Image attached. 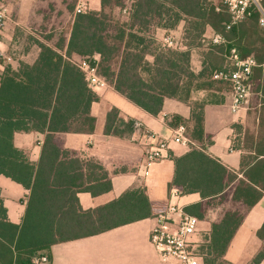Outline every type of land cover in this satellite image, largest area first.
<instances>
[{
	"label": "trees",
	"instance_id": "trees-1",
	"mask_svg": "<svg viewBox=\"0 0 264 264\" xmlns=\"http://www.w3.org/2000/svg\"><path fill=\"white\" fill-rule=\"evenodd\" d=\"M261 4L264 9V0ZM230 19L220 0H100L99 10L76 13L68 35L56 44L50 43V37H44L48 43L36 41L39 52L32 63L18 62L17 68L4 65L0 72V174L22 185L28 194L18 224L7 218L0 196V264H40L34 259L41 256L50 261L54 243L156 217L167 208V204H151L145 188H129L95 208L80 206L78 192L95 196L111 189L110 177L98 162L82 159L54 141L57 133H91L95 128L91 104L99 97L76 64L81 59L95 63L106 83L150 114L160 112L165 98L190 106L188 119L173 115L167 121L172 127L183 124L189 139V149L172 156L170 186L201 196V201L183 208L198 220L220 205L218 219L194 252L201 264H231L224 253L245 213L264 195V32L256 13L226 28ZM181 21V46L179 40L171 46L157 40V28L175 29ZM207 27L225 41L212 43L205 37ZM231 47L257 63L250 77L258 109L257 130L253 135L247 131L240 139L242 127L235 126V145L243 153L235 171L207 152L212 135L204 130L205 102L191 100L195 89L204 88L221 94L213 95L211 101L229 103V83L215 79L214 73L230 67ZM192 48L202 55L197 73L191 68ZM22 131L44 134L37 162L13 144V134ZM103 131L125 137L132 132V120H124L111 107ZM256 234L262 244L248 264H260L264 258V220Z\"/></svg>",
	"mask_w": 264,
	"mask_h": 264
},
{
	"label": "crops",
	"instance_id": "crops-1",
	"mask_svg": "<svg viewBox=\"0 0 264 264\" xmlns=\"http://www.w3.org/2000/svg\"><path fill=\"white\" fill-rule=\"evenodd\" d=\"M209 1L218 2V0ZM25 2H29L30 5L33 0H25ZM90 9L99 10L100 0H90ZM183 25L181 21L175 29L157 28L155 37L162 42L163 38L169 35L173 41L179 40L181 46ZM212 35V29L207 27L205 37L211 38ZM38 39L48 43L44 37H38ZM1 46H4L3 34ZM38 52L37 47L23 54L24 62L32 63ZM94 58L97 60L98 55ZM148 60L151 61L152 57H148ZM190 63L194 72L201 70L202 55L197 48L191 49ZM11 66L17 68L18 64L11 63ZM94 91L99 99L91 104V114L96 118L93 132H62L57 133L54 139L60 148L74 150L80 158L98 162L110 177L111 189L107 192L95 196L86 191L78 192L80 206L83 209L101 206L117 198L129 188H145L147 197L153 205L168 204L171 199L184 208L201 201V196L197 192L183 194L178 187L170 186L174 175L172 156L184 154L189 149L188 146L171 141L168 156L154 162L145 174L143 166L145 146L139 135L131 132L121 138L103 131L106 114L111 107H115L124 120H140L152 133L159 137L170 138L174 127L167 121L173 115L188 119L190 106L176 98H165L160 112L153 115L117 92L108 83ZM213 92L204 88L195 89L191 93V100L205 102L204 130L212 135V142L207 146V152L225 167L235 171L240 166L243 153L234 143L236 135L234 130L235 126L242 127L245 123V111L248 105L238 115H233L229 111L228 103L210 100L213 95L216 98L221 95L219 92ZM43 139L44 134L37 131L13 134V144L22 149L32 162H37L39 159ZM27 194L28 190L22 185L0 174V196L9 221L17 224L21 222ZM219 210L220 205L207 210L205 217L198 221L197 231L191 237L192 241L208 234L210 224L218 219ZM263 220L264 195L245 213L224 253L226 261L231 264L250 262L262 244L256 231ZM154 224L155 217H147L94 235L54 243L50 247V261L46 264H160L149 241ZM260 264H264V258Z\"/></svg>",
	"mask_w": 264,
	"mask_h": 264
},
{
	"label": "built area",
	"instance_id": "built-area-1",
	"mask_svg": "<svg viewBox=\"0 0 264 264\" xmlns=\"http://www.w3.org/2000/svg\"><path fill=\"white\" fill-rule=\"evenodd\" d=\"M262 0H220L228 10L231 19L226 28L237 21L257 14V23L264 32V9ZM90 8V0H75L74 10L76 13H84ZM8 20L7 8L0 3V55L3 54L1 37ZM214 44L225 41L219 33H214L210 38ZM162 43L166 46L173 45L171 36L163 38ZM230 67L214 73V78L229 83L230 100L228 108L231 114L238 115L250 102L252 96L250 77L252 69L257 65L251 56L241 57L235 47H231L227 53ZM95 61V60H94ZM83 71L85 79L93 90L106 85V81L96 72L95 63L86 59L76 62ZM132 132L139 135L145 146V159L143 166L146 174L148 168L156 161L168 156L170 142L188 146L189 139L185 136V126L179 124L172 130L170 138L159 137L144 127L140 120H132ZM198 219L196 216L186 213L181 206L171 201L166 210L155 217V224L151 228L149 241L154 248L160 264H201L200 257L194 252L191 237L197 231ZM46 257H36L35 263L45 261Z\"/></svg>",
	"mask_w": 264,
	"mask_h": 264
},
{
	"label": "rangeland",
	"instance_id": "rangeland-1",
	"mask_svg": "<svg viewBox=\"0 0 264 264\" xmlns=\"http://www.w3.org/2000/svg\"><path fill=\"white\" fill-rule=\"evenodd\" d=\"M0 3L7 8L8 12V20L3 33V54L0 55V71L5 64L24 62L22 55L37 48L38 37H50L52 45L56 44L60 37H66L76 14L75 0H33L30 5L25 0H0ZM257 119L258 109L256 110L254 99L251 96L245 111V123L242 124L240 139L247 131L252 135L255 134ZM262 133H264V127H262ZM237 139L238 136H235V144H237ZM241 144L240 141L239 145ZM203 239L204 237L193 240V250H196ZM47 262L46 258L45 261L39 263L46 264Z\"/></svg>",
	"mask_w": 264,
	"mask_h": 264
}]
</instances>
